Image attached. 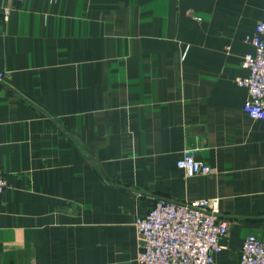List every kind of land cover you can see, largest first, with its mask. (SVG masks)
<instances>
[{
	"label": "crops",
	"instance_id": "1",
	"mask_svg": "<svg viewBox=\"0 0 264 264\" xmlns=\"http://www.w3.org/2000/svg\"><path fill=\"white\" fill-rule=\"evenodd\" d=\"M263 15L264 0H0V264H139L134 220L159 199H219L213 264L264 242V120L236 83ZM186 148L212 173L179 168Z\"/></svg>",
	"mask_w": 264,
	"mask_h": 264
},
{
	"label": "built area",
	"instance_id": "2",
	"mask_svg": "<svg viewBox=\"0 0 264 264\" xmlns=\"http://www.w3.org/2000/svg\"><path fill=\"white\" fill-rule=\"evenodd\" d=\"M21 1V0H18ZM9 11L4 10L6 18ZM252 50L242 57L245 75L236 83L247 89L243 110L254 119L264 120V15L247 38ZM3 74H0V79ZM176 165L187 175L212 173L213 169L186 148ZM7 185L0 169V195ZM139 264H213L222 250L220 240L227 234L226 222L219 216V199L199 198L187 202L157 200L143 216L134 220ZM237 264H264V242L247 235L241 244Z\"/></svg>",
	"mask_w": 264,
	"mask_h": 264
}]
</instances>
